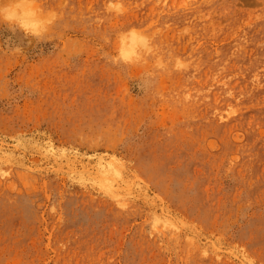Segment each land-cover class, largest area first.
Returning a JSON list of instances; mask_svg holds the SVG:
<instances>
[{
  "label": "rangeland",
  "instance_id": "obj_1",
  "mask_svg": "<svg viewBox=\"0 0 264 264\" xmlns=\"http://www.w3.org/2000/svg\"><path fill=\"white\" fill-rule=\"evenodd\" d=\"M108 2L0 24V264H264V0Z\"/></svg>",
  "mask_w": 264,
  "mask_h": 264
},
{
  "label": "clouds",
  "instance_id": "obj_2",
  "mask_svg": "<svg viewBox=\"0 0 264 264\" xmlns=\"http://www.w3.org/2000/svg\"><path fill=\"white\" fill-rule=\"evenodd\" d=\"M107 10L117 15H123L126 11L122 0H109ZM57 20L56 13L45 11L41 8L39 0H0V24L6 25L12 32H21L26 38H33L37 42H44L48 31ZM125 33L122 35H128ZM130 34L139 36V46L131 51H123L116 59L125 63L137 57L140 52L150 54L152 52L151 38L136 29H131ZM13 52H22L19 46L11 47Z\"/></svg>",
  "mask_w": 264,
  "mask_h": 264
}]
</instances>
